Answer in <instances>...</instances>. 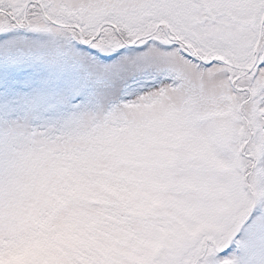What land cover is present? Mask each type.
<instances>
[{
  "label": "snow or ice",
  "instance_id": "1",
  "mask_svg": "<svg viewBox=\"0 0 264 264\" xmlns=\"http://www.w3.org/2000/svg\"><path fill=\"white\" fill-rule=\"evenodd\" d=\"M0 264H264V0H0Z\"/></svg>",
  "mask_w": 264,
  "mask_h": 264
}]
</instances>
